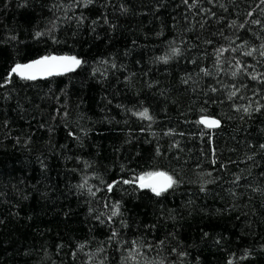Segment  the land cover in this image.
Returning a JSON list of instances; mask_svg holds the SVG:
<instances>
[{"label": "trees", "instance_id": "trees-1", "mask_svg": "<svg viewBox=\"0 0 264 264\" xmlns=\"http://www.w3.org/2000/svg\"><path fill=\"white\" fill-rule=\"evenodd\" d=\"M0 264H264V0H0Z\"/></svg>", "mask_w": 264, "mask_h": 264}, {"label": "snow or ice", "instance_id": "snow-or-ice-1", "mask_svg": "<svg viewBox=\"0 0 264 264\" xmlns=\"http://www.w3.org/2000/svg\"><path fill=\"white\" fill-rule=\"evenodd\" d=\"M39 35V33H37ZM176 51V50H174ZM166 61V57L162 58ZM81 63L76 57L66 56H46L39 60L33 61L29 64H17L11 71L18 74L22 79H35L38 74L40 75H52L53 73H59L62 71H69L72 67L78 66ZM247 111V110H246ZM142 116H146V111L140 113ZM208 126L216 124V121H202ZM141 188H151L156 195H160L167 188L172 186V178L167 176L166 173L156 172L149 173L145 176L138 178ZM125 183H128L125 181ZM110 187V186H109ZM116 215V212H113Z\"/></svg>", "mask_w": 264, "mask_h": 264}, {"label": "water", "instance_id": "water-1", "mask_svg": "<svg viewBox=\"0 0 264 264\" xmlns=\"http://www.w3.org/2000/svg\"><path fill=\"white\" fill-rule=\"evenodd\" d=\"M14 68V67H13ZM12 68V69H13ZM11 69V70H12ZM10 70V74H14V75H16V76H18V77H20L18 74H16V73H12V71ZM63 72H65V71H62V72H59V73H53L52 75H40V74H38L37 76H41V77H43V78H47V77H52V76H56V75H59V74H62ZM205 120H207V121H216L217 123L216 124H214V125H212V126H208L207 124H205V123H203L202 121H205ZM199 122H200V124L202 125V126H204L205 128H209V129H214V128H217V127H219L220 126V121L218 120V119H216V118H214V117H211V116H202L200 119H199ZM168 176V175H167ZM170 177V176H169ZM140 183V182H139ZM168 189V188H167Z\"/></svg>", "mask_w": 264, "mask_h": 264}]
</instances>
